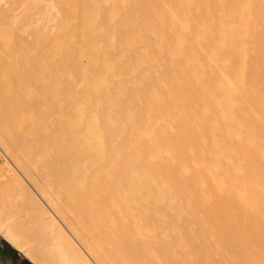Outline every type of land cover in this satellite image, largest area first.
Listing matches in <instances>:
<instances>
[{"label": "rangeland", "instance_id": "obj_1", "mask_svg": "<svg viewBox=\"0 0 264 264\" xmlns=\"http://www.w3.org/2000/svg\"><path fill=\"white\" fill-rule=\"evenodd\" d=\"M51 6L52 8H50ZM263 22L264 0H0V59H2L0 62V81H3L4 83L3 84L0 82V97L1 95L3 97V100L0 99V116H3V114L7 112H9L10 114L17 113V115L20 113L16 119L12 116H9L10 118H5V120L8 119L5 121L7 122L6 125L4 123L5 127L2 126V121H0V143L3 142V145L7 143V147H9L7 151L6 149H4L6 148L5 145L2 146V144H0V246H2L3 248L0 252V262H2L3 264H58V261L61 260V264H67L69 260L67 261L68 258L65 256L71 251H69L70 248H67L65 246L66 241L63 240L66 239L65 237L71 238V242H73V244L77 246V243L75 242L79 241V243H83V239L80 240L81 236H79V234L82 235V238H85V235L83 234L82 226H78L80 228H78L77 226L69 227V216L66 212V209L73 207L70 204H75L78 198L86 202L87 193L89 192L87 191L88 189L85 184H72L68 180L69 177H67V174L69 176V173L71 172L70 170H72L73 168L74 172L79 175H83L86 170L94 171L97 166H101V168L105 169L107 166H110V168H113L111 170H114V172L112 171L113 176L115 174L121 173V175L119 174L118 176L119 181H122L123 178H125L123 180L124 182H119L121 184H118L117 188V190L119 191L118 194H120L122 191L123 193H128L126 195L125 193L124 195H120L121 200L125 196H131H129V198H131L129 200H127V197L123 199V201L125 199L127 200L123 203V211H126L127 206L129 207V209L127 210L128 212H124V216H128L130 213H136V209L139 210L136 214H139L138 212L143 211L142 215H139L141 217V219L139 218L140 221L135 220L134 225L137 224L136 229L138 228V232H144L146 234L143 235L141 233H138L137 230L134 229L137 233L133 234L132 239L135 244L134 250L137 251L138 249H140V242L138 240H142L144 238L142 241L145 245L143 249H145L144 252L146 253V255H148L149 258L152 259L151 261H154L152 262V264H169V262L167 261H169L170 257H172L174 253L177 254L173 255V259H170L171 264H189V261L191 262L190 264H264ZM109 27H112V29ZM122 41L123 43H121ZM200 55H202V57ZM185 57L188 58L185 59ZM33 59L34 62L32 61ZM36 61L38 62L37 64ZM29 64L32 67H30ZM18 66H21L20 69ZM28 68L31 71L33 69L34 70L32 72L29 70L27 71L26 69ZM35 71L39 72L36 73ZM19 72L20 74H18ZM23 77L26 78V80L23 79ZM29 79L30 81H28ZM154 79L155 81H157L155 82ZM204 79L206 80L204 81ZM16 81L21 83L23 82V84L16 83V85ZM35 81H37V83ZM25 82H27V84ZM52 82L54 83L55 87H53L54 85ZM33 83H35L34 86H36L37 89H39L38 87H41L42 85L45 88L42 86L44 89H42L41 87L37 91L34 86H31L33 85ZM51 85L53 86L51 87ZM183 86L186 88H184ZM50 88H52V92ZM121 88L123 89L122 92ZM47 89H49L50 91H46ZM56 89H58L57 92ZM200 89L202 90L200 91ZM132 91L135 93L134 96ZM65 92L68 96H65ZM68 92L70 93L68 94ZM129 92H131L130 94L132 95V98L131 95L128 94ZM60 95L61 97L59 99ZM193 95L195 96L193 97ZM127 96L130 98H128ZM28 97L30 98V100L28 99ZM33 97H35L37 100L35 98L33 100ZM65 97L67 98L65 99ZM15 98L19 100H14ZM52 99L53 101L55 100L54 103ZM64 99L70 103L74 101L73 103H71L72 106L71 104L69 105V103L67 104ZM124 99H126L127 101ZM207 100L210 101L208 102ZM16 101H19V103L22 101L24 104H26V102L28 104V101H37L39 104V108L32 110L27 115L19 107V103H17ZM50 101H52V103ZM128 101L130 102V104H132L133 102L136 103L130 106ZM8 103L11 104L8 105ZM202 103L204 104L203 106ZM74 104L76 109L73 107ZM122 104L123 107H121ZM58 107H60L61 109H59ZM67 107L68 111L65 109ZM127 107L129 108L127 109ZM183 107H185L186 109ZM53 111L54 114L52 113ZM43 114L46 118V124L44 123L45 118ZM48 114H51V116ZM55 114L57 117L52 116ZM210 114L212 117L210 116ZM22 115H24V117ZM70 115L73 117L71 118ZM51 117L54 119H52ZM208 117H211V119H207ZM11 118L15 119L17 122ZM19 119L21 120L19 121ZM32 120L33 122H35L31 124ZM56 121L62 123L59 124L56 123ZM22 122H24V124ZM39 122H42V124L40 123L39 125ZM54 122L55 124H53ZM35 123H38V125ZM30 124L31 127L33 126L32 128L29 126ZM14 125H16V127H14ZM202 125L204 126L202 127ZM192 127H194V130H191L193 129ZM207 127L209 129H207ZM9 128L12 129L10 130ZM40 128L42 130H40ZM56 128L57 130H55ZM66 128L68 130H66ZM32 129L33 131H31ZM207 130L208 132H206ZM222 132L225 133L223 134ZM33 133L36 135H34ZM20 134L25 137L29 136L32 138H38L35 139V142L32 146V151L35 150L39 143L43 142L44 140L47 141L50 134L48 143L51 144L49 145L46 143L45 145L47 150L46 152L49 153H47V155L46 152L44 153L45 156H43L44 159H42V163H44L39 167L40 170L36 171L25 164L28 171L24 173L20 169V167H18L20 165L18 163L15 164L16 162H14V159L12 158V156H10L11 152H14L15 148L17 147L15 146L17 145L16 139L20 136ZM12 136L13 138H11ZM178 136H180V138ZM106 137L108 139H106ZM183 138H189V140L186 139L184 141ZM164 140L166 142V145L164 143ZM9 141L13 142L10 143ZM53 142L54 144H52ZM60 142L62 143V145ZM227 142L229 143L227 144ZM180 144L182 145V147H177L181 146ZM53 145L55 147H53ZM198 145H202V147L199 148ZM156 146L158 147V149H155L157 148ZM183 148H186V150H184ZM193 148L196 149L194 150ZM54 150H57L56 154ZM200 151L202 154L200 153ZM246 151L247 153H245ZM110 152L114 153L112 154ZM174 152L176 154H174ZM67 153L69 154L67 155ZM131 153L133 155H131ZM179 153L181 154V156ZM80 154L83 155L79 156ZM143 154H145V156ZM204 154H206L205 157ZM182 156L186 158H183ZM197 156L199 158H197ZM243 157L245 158L244 160ZM57 158H59V161L57 160ZM50 159L52 161L51 163H49ZM64 159H67L68 163L65 162ZM79 159H81V161ZM62 160L64 161L63 163ZM116 161H120L119 164ZM207 161L209 163H207ZM184 163L185 165L183 166ZM54 164L58 165L56 166ZM149 164H151L150 169ZM129 165H131L132 167ZM59 166H61L60 168L62 169V173L59 170ZM133 166H135L136 168ZM144 166L148 167L146 168ZM192 166L194 167L192 168ZM114 167L117 170H115ZM97 168L96 172H98ZM178 169H180V172ZM190 169L192 170L190 171ZM193 170L194 172H192ZM51 171L54 172L53 175ZM58 172L61 177H63L62 184L60 186L61 189L59 192L62 194H59V198L63 201V205L65 204V206H62L60 200V203H58V201H56L53 196H51L50 193L46 191L47 189L45 188L47 187L45 186L46 176L54 177V174H58ZM175 172L179 175L177 176ZM171 173L173 175H171ZM204 173L205 177H203ZM23 174L25 177L31 174V177L29 176L27 178H23ZM32 174L35 175L34 177L38 181L33 177ZM184 174H186V176H184ZM194 174H197V176ZM142 175H144V178L142 177ZM110 176L109 180L113 179V176L111 174ZM122 176L123 178L120 179ZM187 176L190 178L188 179ZM212 176L214 179L218 180L214 181ZM238 176H240V178H242L243 180ZM126 177L128 178V181ZM137 177L139 179H137ZM252 177L254 178V181L252 180ZM91 178L92 180H96L95 177ZM164 178L166 179V181ZM176 180L178 184L176 183ZM66 181L67 183H69V185L66 183ZM163 181L165 184L163 183ZM38 182L41 183V185H39ZM34 183L38 184L36 185ZM177 185H180L181 188ZM35 186H37L38 188H36ZM65 186H69L67 187L68 190ZM122 186L123 188H121ZM7 187H10L11 189ZM236 187L240 190L236 189ZM41 188L44 193L47 192L45 193L46 195L43 198L44 202L36 196V191L38 193L42 192ZM248 188L252 189L248 190ZM195 189L197 191H195ZM16 190L18 191L16 192ZM190 190L192 192H190ZM14 191L18 195L14 194ZM78 191H80L81 194L78 193ZM254 191L255 193H253ZM82 192L84 194H82ZM68 193H71L70 195L72 197ZM182 194L185 196H183ZM19 195H21V197H19ZM12 196H14V198ZM32 196L35 197L33 198ZM48 196L54 199L53 201H55L56 206H51L52 202H48V200H52L51 198L46 200ZM178 196H180L181 198H178ZM253 196L256 197L254 198ZM30 197L32 198V201ZM66 198L69 200H67ZM64 199H66V201H64ZM79 199L78 201L82 202ZM209 200H211V202ZM79 202L76 203L78 205L75 204L76 206L74 207H80L81 210H83L84 212L86 210V213H88L89 209H87V207H84V203L79 204ZM138 202L142 205H138ZM33 203H38V205H35ZM204 203L206 205H203ZM211 203L213 204V206ZM220 203H223L229 208L226 206L225 208L224 205H221ZM97 204L98 203L96 202L95 206H97ZM31 205L34 207H32ZM66 205H68V208H66ZM129 205H132L131 207L134 208H130ZM215 205L217 206V209ZM198 206L200 207L198 208ZM56 207H60V210ZM27 208L38 209H36V211L33 210V215L37 216L36 214H39V216L46 222L43 223L45 230L42 229V227L39 225L41 230L40 232L39 227L37 225H33L35 224V221L31 220L27 216ZM148 208L150 211H148ZM236 209H238L237 212ZM242 209L243 211H241ZM193 210L196 214L193 212ZM210 210L211 212H209ZM215 210L219 212L217 213ZM3 211H5V213ZM63 213H65L66 215H64ZM211 213L213 214L211 215ZM232 213L237 217H235ZM150 214L152 216V219H154L156 226L159 224L158 226L161 228L159 229V231L163 230L164 228V235L161 234V231V233L158 232V226H149L148 224L146 225V223L143 221L146 218L151 219ZM153 214L155 218H153ZM202 214L205 216V218H203L204 216H202ZM241 214H243V217ZM213 215H216L215 218ZM67 216L68 218H66ZM195 216H197L198 218ZM247 216L249 218H247ZM233 217L235 218L233 219ZM244 217H246L247 219ZM53 220L56 222V224ZM110 220L111 218L107 219L109 225L112 224V220ZM244 220H246L245 224L248 226L244 224ZM52 221V226L51 224L50 226H48ZM213 224L216 225L213 226ZM224 224L227 225L225 226ZM46 225L48 228L45 227ZM134 225L133 227L135 228ZM160 225H162L163 227ZM54 226H56V228ZM145 226L146 229L144 228ZM165 226L166 228H168L167 230ZM140 227L142 230H140ZM216 230H218V232ZM225 230L227 231V233ZM229 230L232 232H230ZM43 231H45L46 233ZM73 232L78 233V235H73ZM233 232L235 234H233ZM10 233L14 234L11 235ZM250 233H252L253 235ZM61 234H63L65 237H61ZM154 234H157L156 237L154 236ZM72 236L76 238V241ZM118 236H122L120 239L122 243L125 244L127 240L124 239H127V236L120 233L119 231ZM161 236L162 238L163 236H165V239L163 238L161 240ZM145 237H147V239H149L150 237V240H146ZM151 238L157 240L156 242L158 243H153L155 240ZM13 239H15L16 242H14L15 240ZM163 240L165 241L163 242ZM166 241L171 246L167 245V243H165ZM257 241L259 243H257ZM14 243H16L17 246H15ZM149 243H151L150 247H147ZM163 243L166 246H164ZM201 244L203 245L201 246ZM61 245L62 249L60 248ZM153 245H156V247L159 245L163 248L161 247L162 249H160V247H157L156 250ZM168 246L169 249H166L165 247ZM243 247H245L246 250ZM173 248V251L170 250ZM159 249L161 251H158ZM61 250H63V252H61ZM152 251L155 253H151ZM162 251L164 255L163 253L161 255H163L164 258L160 257V253ZM165 252H168L169 254ZM157 253L159 254L157 255ZM81 255L82 257L84 256V259L86 260L90 259L88 260L90 264H98L97 260L101 259L99 258L101 256H98L97 254V256H95L94 254L89 253L88 256L85 252H82V250ZM124 255L128 257V255L123 253L121 254L120 258L117 257L119 264H129L128 262L123 260L127 258H125ZM90 256H92V258H97L91 260ZM175 256H177L178 258ZM94 260H96V262H94ZM133 264L138 263L135 262Z\"/></svg>", "mask_w": 264, "mask_h": 264}, {"label": "bare ground", "instance_id": "obj_2", "mask_svg": "<svg viewBox=\"0 0 264 264\" xmlns=\"http://www.w3.org/2000/svg\"><path fill=\"white\" fill-rule=\"evenodd\" d=\"M260 1V0H259ZM214 2V1H213ZM47 3V2H46ZM50 4V3H49ZM229 4V3H228ZM219 5V4H218ZM233 5V4H232ZM221 7V6H220ZM50 8H52V6L50 7ZM54 9V8H53ZM193 9V8H192ZM259 9V8H258ZM168 11H170V10H168ZM201 12V11H200ZM194 14V13H193ZM263 14V13H262ZM105 15V14H104ZM215 15V14H214ZM197 16V15H196ZM218 17V16H217ZM231 17V16H230ZM170 18V17H169ZM190 18V17H189ZM194 18V17H193ZM202 18V17H201ZM133 19V18H132ZM142 19H144V18H142ZM147 19H148V16H147ZM53 21V20H52ZM134 21V20H133ZM142 21V20H141ZM206 21V20H205ZM139 22V21H138ZM137 22V23H138ZM147 23H148V21H147ZM218 23V22H217ZM264 23V22H263ZM213 24V23H212ZM148 25V24H147ZM191 25V24H190ZM216 25V24H215ZM230 25V24H229ZM248 25V24H247ZM141 26V25H140ZM187 26V25H186ZM251 26V25H250ZM142 27V26H141ZM109 28H111L112 29V27H109ZM230 28V27H229ZM132 29V28H131ZM245 29V28H244ZM135 31H136V29H135ZM264 31V30H263ZM117 33V32H116ZM119 33V32H118ZM126 33V32H125ZM187 33V32H186ZM257 34V33H256ZM145 37V36H144ZM182 37V36H181ZM112 38V37H111ZM188 38V37H187ZM122 39V38H121ZM121 39H120V41H121ZM262 39V38H261ZM117 41H119V40H117ZM148 41V40H147ZM215 41V40H214ZM144 42V41H143ZM121 43H123V41L121 42ZM188 43H189V41H188ZM261 43V42H260ZM120 44V43H119ZM264 44V43H263ZM125 45H126V43H125ZM258 48H259V46H258ZM188 50H190V49H188ZM43 51V50H42ZM197 52V51H196ZM206 52V51H205ZM209 52V51H208ZM250 52V51H249ZM264 52V51H263ZM111 53V52H110ZM134 53V52H133ZM157 53V52H156ZM43 54V53H42ZM136 54H138V53H136ZM163 54V53H162ZM230 54V53H229ZM157 55V54H156ZM220 55V54H219ZM115 56V55H114ZM163 56V55H162ZM201 57H202V55H200ZM260 56V55H259ZM258 56V57H259ZM41 57V56H40ZM137 57H138V55H137ZM162 58V57H161ZM168 58V57H167ZM186 58H188V57H185V59ZM156 59V58H155ZM190 59H191V57H190ZM1 60L2 59H0V62H1ZM166 60V59H165ZM264 60V59H263ZM30 61V60H29ZM33 62H34V59L32 60ZM38 61V60H37ZM36 61V64L38 63ZM167 61V60H166ZM184 61V60H183ZM182 61V62H183ZM201 61V60H200ZM261 61V60H260ZM32 62V63H33ZM169 62V61H168ZM167 62V63H168ZM188 62V61H187ZM189 62H190V60H189ZM253 62V61H252ZM251 62V63H252ZM40 63V62H39ZM1 64V63H0ZM4 64V63H3ZM22 64V63H21ZM20 64V65H21ZM210 64V63H209ZM24 65V64H23ZM178 65V64H177ZM1 66V65H0ZM29 66H30V64H29ZM39 66V65H38ZM153 66V65H152ZM161 66V65H160ZM203 66V65H202ZM2 67H3V65H2ZM6 67H7V65H6ZM19 67V66H18ZM21 67V66H20ZM20 67H19V69H20ZM30 67H32V66H30ZM29 67V68H30ZM34 67V66H33ZM156 67V66H155ZM154 67V68H155ZM23 68V67H22ZM25 68V67H24ZM29 68L28 69H26L27 71L29 70ZM148 68V67H147ZM162 68V67H161ZM3 69V68H2ZM36 69H37V67H36ZM23 70V69H22ZM21 70V71H22ZM34 70V69H33ZM32 70V71H33ZM39 70V69H38ZM247 70V69H246ZM19 71V70H18ZM17 71V72H18ZM29 71H31V70H29ZM31 71V72H32ZM156 71H158V70H156ZM258 71V70H257ZM36 72V71H35ZM39 72V71H38ZM38 72H36V73H38ZM179 72V71H178ZM188 72V71H187ZM199 72V71H198ZM1 73V72H0ZM26 73V72H25ZM29 73V72H28ZM141 73V72H140ZM18 74H20V72L18 73ZM27 74V73H26ZM34 74V73H33ZM157 74V73H156ZM177 74V73H176ZM251 74V73H250ZM35 75V74H34ZM38 75H40V74H38ZM41 75H42V73H41ZM145 75V74H144ZM150 75V74H149ZM189 75V74H188ZM16 76H17V73H16ZM23 76H25V75H23ZM28 76V75H27ZM157 76H159V75H157ZM190 76V75H189ZM188 76V77H189ZM213 76V75H212ZM211 76V77H212ZM249 76H251V75H249ZM29 77V76H28ZM49 77V76H48ZM47 77V78H48ZM110 77V76H109ZM160 77H162V76H160ZM182 77V76H181ZM192 77V76H191ZM16 78V77H15ZM158 78V77H157ZM169 78H171V77H169ZM180 78V77H179ZM196 78V77H195ZM23 79H25L26 80V78H24L23 77ZM159 79H161V78H159ZM202 79V78H201ZM209 79V78H208ZM247 79V78H246ZM15 80H17V79H15ZM14 80V81H15ZM20 80V79H19ZM22 80V79H21ZM44 80H46V79H44ZM152 80H153V78H152ZM164 80V79H163ZM175 80V79H174ZM206 79H204V81H205ZM24 81V80H23ZM28 81H30V79L28 80ZM154 81H155V79H154ZM157 81V80H156ZM155 81V82H156ZM169 81V80H168ZM214 81V80H213ZM217 81V80H216ZM1 82V81H0ZM5 82V81H4ZM36 83H37V81H35ZM63 82V81H62ZM178 82V81H177ZM194 82V81H193ZM209 82V81H208ZM215 82V81H214ZM1 83H3V81L1 82ZM0 83V84H1ZM12 83H13V81H12ZM16 83H21V82H15V84ZM26 84H27V82H25ZM28 83H30V82H28ZM32 83V82H31ZM40 83V82H39ZM44 83V82H43ZM53 83V82H52ZM153 83V82H152ZM159 83V82H158ZM182 83V82H181ZM204 83V82H203ZM4 84V83H3ZM21 84H23V82L21 83ZM25 84V85H26ZM132 84V83H131ZM246 84V83H245ZM13 85V84H12ZM17 85V84H16ZM35 85V83H33V85H31V86H34ZM53 85H54V83H53ZM53 85H51V87L53 86ZM57 85V84H56ZM70 85V84H69ZM123 85V84H122ZM166 85H167V82H166ZM171 85V84H170ZM191 85V84H190ZM43 86V85H42ZM41 86V87H42ZM47 86V85H46ZM58 86V85H57ZM124 86V85H123ZM147 86H149V85H147ZM158 86V85H157ZM156 86V87H157ZM206 86V85H205ZM21 87V86H20ZM41 87H38L39 89L41 88ZM44 87V86H43ZM42 87V89H44ZM53 87H55V85L53 86ZM153 87V86H152ZM160 87V86H159ZM184 87V86H183ZM24 88V87H23ZM34 88H36V90L38 91L39 89H37V87L36 86H34ZM132 88V87H131ZM176 88V87H175ZM180 88V87H179ZM184 88H186V87H184ZM191 88H192V86H191ZM190 88V89H191ZM207 88V87H206ZM250 88V87H249ZM15 89V88H14ZM18 89V88H17ZM32 89V88H31ZM41 89V90H42ZM51 89V92H52V88H50ZM119 89V88H118ZM122 89V88H121ZM150 89V88H149ZM166 89H167V87H166ZM165 89V90H166ZM57 90L58 89H56V92H57ZM61 90V89H60ZM124 90H125V88H124ZM171 90V89H170ZM175 90V89H174ZM202 89H200V91H201ZM46 91H50L49 89H47ZM55 91V90H54ZM117 91V90H116ZM120 91V90H119ZM118 91V92H119ZM123 91V89L121 90V92ZM134 91V90H133ZM132 91V92H133ZM137 91V90H136ZM157 91V90H156ZM163 91V90H162ZM167 91V90H166ZM165 91V92H166ZM199 91V90H198ZM19 92V91H18ZM42 92V91H41ZM50 92V93H51ZM61 92V91H60ZM64 92V91H63ZM66 92H67V90H66ZM66 92H65V96H68V95H66ZM159 92V91H158ZM194 92V91H193ZM14 93H17V92H14ZM28 93V92H27ZM47 93V92H46ZM54 93V92H53ZM62 93V92H61ZM70 92H68V94H69ZM131 92H129L128 94H130ZM148 93V92H147ZM179 93V92H178ZM187 93V92H186ZM201 93V92H200ZM220 93V92H219ZM24 94V93H23ZM33 94V93H32ZM55 94V93H54ZM117 94V93H116ZM134 92H133V96H134ZM152 94H153V92H152ZM203 94H204V92H203ZM249 94V93H248ZM25 95V94H24ZM30 95V94H29ZM34 95V94H33ZM36 95V94H35ZM64 95V94H63ZM131 95V94H130ZM130 95H128V96H130ZM156 95V94H155ZM195 95H196V93H195ZM195 95H193V97L195 96ZM212 95V94H211ZM52 96H54V95H52ZM72 96V95H71ZM127 96V97H128ZM166 96V95H165ZM217 96V95H216ZM239 96V95H238ZM244 96V95H243ZM17 97V96H16ZM22 97H25V96H22ZM30 97V96H29ZM28 97V99L30 100V98ZM50 97H51V95H50ZM57 97V96H56ZM60 97H61V95L59 96V99H60ZM69 97H70V95H69ZM178 97V96H177ZM184 97V96H183ZM252 97V96H251ZM3 97H2V95H1V97H0V99L1 100H3L2 99ZM34 98L35 97H33V100H34ZM45 98V97H44ZM67 97H65V99H66ZM98 98V97H97ZM128 98H130V97H128ZM131 98H132V95H131ZM157 98V97H156ZM171 98V97H170ZM201 98V97H200ZM213 98V97H212ZM263 98V97H262ZM23 99V98H22ZM36 99V98H35ZM53 99H56V98H53ZM53 99H52V101H53ZM64 99V101H66L67 102V104L69 103V105L71 104V103H73V102H68L69 101V98H68V101L67 100H65ZM193 99V98H192ZM199 99V98H198ZM215 99V98H214ZM238 99V98H237ZM250 99V98H249ZM9 100H10V98H9ZM14 100H19V99H17V98H15ZM37 100V99H36ZM39 100V99H38ZM123 100V99H122ZM124 100H126V99H124ZM129 100V99H128ZM212 100V99H211ZM225 100V99H224ZM236 100V99H235ZM251 100V99H250ZM52 101H50L51 103H52ZM55 101V100H54ZM54 101H53V103H54ZM57 101V100H56ZM127 101V100H126ZM134 101V100H133ZM161 101H163V100H161ZM208 102L210 101V100H207ZM9 102V101H8ZM13 102V101H12ZM11 102V103H12ZM17 102V101H16ZM22 102V101H21ZM19 103V101L17 102V103H19V107L24 111V113L25 114H29L32 110H34V109H38L39 108V104H38V102L36 101V102H30V101H28L29 103L27 104V102H26V104H24L23 102L22 103ZM45 102V101H44ZM65 102V103H66ZM129 102V101H128ZM132 102V101H131ZM251 102V101H250ZM0 103H1V101H0ZM10 103V104H11ZM46 103H47V101H46ZM51 103H49V104H51ZM122 103V102H121ZM134 103H136V102H133L132 104H130V102H129V105L131 106V105H133ZM206 103V102H205ZM6 104V103H5ZM4 104V105H5ZM9 103H8V105H10ZM21 104V105H20ZM63 104V103H62ZM61 104V105H62ZM158 104V103H157ZM169 104V103H168ZM183 104V103H182ZM252 104H253V102H252ZM7 105V106H8ZM54 105V104H53ZM59 105V104H58ZM57 105V106H58ZM187 105V104H186ZM185 105V106H186ZM201 105V104H200ZM204 104L202 103V106H203ZM3 106V105H2ZM42 106H43V104H42ZM50 106V105H49ZM63 106V105H62ZM65 106V105H64ZM71 106H72V104H71ZM71 106H70V109H71ZM156 106V105H155ZM163 106V105H162ZM180 106V105H179ZM188 106V105H187ZM12 107V106H11ZM13 107H14V103H13ZM48 107V106H47ZM46 107V108H47ZM51 107V106H50ZM69 107V106H68ZM68 107L67 108H65L67 111H68ZM74 108H75V104H74V106H73ZM121 107H123V104L121 105ZM132 107H134V106H132ZM164 107H165V105H164ZM205 107H207V106H205ZM8 108H10V107H8ZM59 109H61L60 107H58ZM63 108V107H62ZM129 107H127V109H128ZM143 108V107H142ZM170 108H172V107H170ZM183 108H185V107H183ZM192 108V107H191ZM215 108V107H214ZM4 109H5V107H4ZM4 109H3V111H4ZM7 109V108H6ZM14 109V108H13ZM41 109H42V107H41ZM76 109V108H75ZM126 109V110H127ZM130 109H133V108H130ZM148 109H149V107H148ZM186 109V108H185ZM184 109V110H185ZM209 109V108H208ZM46 110V109H45ZM180 110V109H179ZM190 110V109H189ZM215 110V109H214ZM37 111V110H36ZM36 111H35V113H36ZM55 111H56V108H55ZM60 111V110H59ZM66 111V112H67ZM165 111V110H164ZM191 111V110H190ZM229 111V110H228ZM20 112V111H19ZM38 112V111H37ZM51 112V111H50ZM61 112H62V110H61ZM60 112V113H61ZM63 112H65V111H63ZM107 112V111H106ZM127 112V111H126ZM145 112H147V111H145ZM187 112H188V110H187ZM199 112V111H198ZM210 112V111H209ZM214 112V111H213ZM221 112V111H220ZM4 113V112H3ZM2 113V114H3ZM23 113V114H24ZM47 113V112H46ZM53 114H54V111L52 112ZM68 113H70V112H68ZM67 113V114H68ZM72 113V112H71ZM98 113V112H97ZM179 113V112H178ZM181 113V112H180ZM230 113V112H229ZM20 114V113H19ZM18 114V115H19ZM24 114V115H25ZM65 114V113H64ZM112 114H113V112H112ZM169 114V113H168ZM182 114V113H181ZM237 114H238V112H237ZM17 113H13V114H10L9 112H7V113H4L3 114V116L1 115L0 116V121H2V123L1 124H3L2 126H4L5 127V125H6V123L7 122H5L6 120H8V119H6L5 120V118H8L9 116L11 117H13V118H17ZM24 115H22L23 117H24ZM44 115V114H43ZM48 115H50L51 116V114H48ZM48 115H47V117H48ZM58 115V114H57ZM76 115V114H75ZM81 115V114H80ZM218 115H219V113H218ZM49 116V117H50ZM53 117H57L56 116V114L55 115H52ZM71 116V115H70ZM114 116V115H113ZM185 116V115H184ZM210 116H211V114H210ZM9 117V118H10ZM67 117H69V116H67ZM73 116H71V118H72ZM82 117V116H81ZM144 117V116H143ZM182 117V116H181ZM212 117V116H211ZM211 117L209 118H207V119H211ZM13 118H11V119H13ZM35 118V117H34ZM39 118H40V116H39ZM38 118V119H39ZM44 118H45V115H44ZM52 118V117H51ZM188 118H190V117H188ZM219 118V117H218ZM15 119H13V120H15ZM41 119H42V117H41ZM48 119V118H47ZM52 119H54V118H52ZM63 119H64V117H63ZM63 119H61V120H63ZM213 119V118H212ZM12 120V121H13ZM21 119H19V121H20ZM34 120H36V119H34ZM108 120V119H107ZM125 120V119H124ZM183 120V119H182ZM190 120V119H189ZM262 120V119H261ZM16 121V120H15ZM23 121H24V119H23ZM42 121H44V120H42ZM68 121H70V120H68ZM172 121V120H171ZM184 121V120H183ZM17 122V121H16ZM26 122V121H25ZM35 122V121H34ZM33 122V120H32V122H31V124L32 123H34ZM110 122V121H109ZM197 122V121H196ZM215 122V121H214ZM4 123H5V125H4ZM11 123V122H10ZM14 123V122H13ZM20 123V122H19ZM23 124H24V122H22ZM40 123L42 124V122H39V125H40ZM45 124H46V118H45V122H44ZM56 123H59V122H57L56 121ZM62 123V122H61ZM61 123H59V124H61ZM111 123V122H110ZM121 123H122V120H121ZM179 123V122H178ZM181 123V122H180ZM184 123V122H183ZM194 123V122H193ZM0 124V125H1ZM15 124V123H14ZM31 124L29 125L30 127H31ZM35 124H37L38 125V123H35ZM48 124V123H47ZM53 124H55V122L53 123ZM65 124V123H64ZM83 124V123H82ZM187 124V123H186ZM205 124V123H204ZM228 124V123H227ZM180 125V124H179ZM199 125H201V124H199ZM207 125V124H206ZM217 125V124H216ZM1 126V127H2ZM10 126H12V125H10ZM45 126V125H44ZM78 126V125H77ZM171 126H173V125H171ZM183 126V125H182ZM189 126V125H188ZM204 125H202V127H203ZM223 126V125H222ZM9 127V126H8ZM14 127H16V125H14ZM23 127V126H22ZM33 127V126H32ZM31 127V128H32ZM40 127H42V126H40ZM132 127V126H131ZM167 127V126H166ZM186 127H187V125H186ZM224 127V126H223ZM236 127V126H235ZM35 128H37V127H35ZM48 128V127H47ZM50 128V127H49ZM89 128V127H88ZM193 129H191V130H194V127H192ZM228 128V127H227ZM1 129H3V128H1ZM10 130L12 129V128H9ZM22 129V128H21ZM52 129V128H51ZM50 129V130H51ZM59 129V128H58ZM61 129V128H60ZM167 129V128H166ZM166 129H162V130H166ZM169 129V128H168ZM174 129H176V128H174ZM184 129V128H183ZM183 129H182V131H183ZM188 129V128H187ZM207 129H209L208 127H207ZM225 129V128H224ZM223 129V130H224ZM236 129V128H235ZM25 130H27V129H25ZM24 130V131H25ZM30 130V129H29ZM38 130H39V128H38ZM40 130H42L41 128H40ZM48 130V129H47ZM54 130V129H53ZM55 130H57V128L55 129ZM66 130H68L67 128H66ZM70 130V129H69ZM80 130H81V128H80ZM89 130V129H88ZM129 130V129H128ZM161 130V131H162ZM185 130V129H184ZM204 130V129H203ZM222 130V131H223ZM23 131V132H24ZM31 131H33V129L31 130ZM52 131V130H51ZM51 131H50V133H51ZM72 131V130H71ZM156 131V130H155ZM168 131V130H167ZM201 131H202V129H201ZM13 132V131H12ZM11 132V133H12ZM26 132V131H25ZM28 132V131H27ZM34 132H35V130H34ZM55 132V131H54ZM157 132V131H156ZM205 132V131H204ZM206 132H208V130L206 131ZM240 132V131H239ZM18 133V132H17ZM28 133H30V132H28ZM38 133V132H37ZM42 133V132H41ZM41 133H39V134H41ZM49 133V132H48ZM53 133V132H52ZM64 133V132H63ZM76 133V132H75ZM91 133V132H90ZM162 133V132H161ZM161 133H160V135H161ZM184 133H185V131H184ZM189 133V132H188ZM188 133H187V135H188ZM193 133V132H192ZM223 133V132H222ZM225 133V132H224ZM223 133V134H224ZM9 134V133H8ZM31 134V133H30ZM34 134V133H33ZM33 134H32V136H33ZM54 134V133H53ZM86 134V133H85ZM129 134V133H128ZM174 134V133H173ZM172 134V135H173ZM198 134H199V132H198ZM206 134V133H205ZM234 134V133H233ZM4 135H5V133H4ZM7 135V134H6ZM14 135V134H13ZM34 135H36V134H34ZM58 135V134H57ZM71 135V134H70ZM95 135V134H94ZM115 135V134H114ZM157 135V134H156ZM163 135V134H162ZM172 135H170V136H172ZM187 135H186V137H187ZM203 135H204V133H203ZM241 135V134H240ZM2 136V135H1ZM27 136V135H26ZM40 136V135H39ZM56 136V135H55ZM55 136H54V138H55ZM155 136V135H154ZM159 136V135H158ZM175 136V135H174ZM181 136V135H180ZM180 136H178L179 138H180ZM184 136V135H183ZM198 136V135H197ZM199 136H201V135H199ZM15 137V136H14ZM37 137V136H36ZM189 137H190V135H189ZM192 137V136H191ZM1 138V137H0ZM11 138H13V136L11 137ZM46 138V137H45ZM44 138V139H45ZM49 138H50V134H49ZM49 138L47 139V141L46 140H44L43 142H41V143H39L38 144V146L35 148V150L34 151H32L33 149H32V146H33V144H34V142H35V139H38V138H32V137H25V136H23L22 134H20V136L16 139V144L17 145H15V146H17L16 148H15V150H14V152H11V155L10 156H12V158L14 159V162H16L15 164H19L20 166H18V167H20V169L24 172V173H26L27 171H28V169L26 168V166H25V164L27 165V166H30L32 169H34V170H40L39 169V167L41 166V164H43L42 163V159H44V157L43 156H45L44 155V153L47 151L46 150V147H45V145H46V143L47 144H49L48 143V141H49ZM52 138V137H51ZM66 138H67V136H66ZM151 138H153V137H151ZM167 138V137H166ZM10 139V138H9ZM53 139V138H52ZM56 139H57V137H56ZM60 139V138H59ZM74 139V138H73ZM73 139H72V141H73ZM106 139H108L107 137H106ZM160 139V138H159ZM165 139V138H164ZM176 139H178V138H176ZM184 139V138H183ZM187 140H189V138H186ZM186 139H184V141L186 140ZM195 139H197V138H195ZM55 140V139H54ZM95 140V139H94ZM151 140H153V139H151ZM161 140H163V139H161ZM191 140V139H190ZM210 140V139H209ZM222 140V139H221ZM234 140V139H233ZM14 141V140H13ZM13 141H11V142H13ZM37 141V140H36ZM41 141H42V138H41ZM71 141V142H72ZM84 141V140H83ZM145 141V140H144ZM168 141V140H167ZM173 141V140H172ZM192 141V140H191ZM199 141H201V140H199ZM224 141H225V139H224ZM228 141V140H227ZM10 142V141H9ZM10 142V143H11ZM65 142V141H64ZM147 142V141H146ZM158 142V141H157ZM171 142V141H170ZM187 142V141H186ZM194 142V141H193ZM196 142V141H195ZM231 142H232V140H231ZM3 143V142H2ZM2 143H0V144H2ZM56 143H58V142H56ZM61 143V142H60ZM112 143V142H111ZM148 143V142H147ZM156 143V142H155ZM154 143V144H155ZM162 143V142H161ZM164 143H165V145H166V142H165V140H164ZM179 143H181V142H179ZM201 143V142H200ZM229 142H227V144H228ZM51 144V143H50ZM49 144V145H50ZM52 144H54V142L52 143ZM176 144H178V143H176ZM198 144H199V142H198ZM202 144H204V143H202ZM5 145V147L6 148H4V149H6L7 151H8V148L9 147H7L8 146V144L6 143V144H4ZM3 144H2V146H4ZM61 145H62V143H61ZM61 145H60V147H61ZM98 145V144H97ZM96 145V146H97ZM158 145V144H157ZM160 145V144H159ZM172 145H173V142H172ZM175 145V144H174ZM181 145V144H180ZM230 145V144H229ZM237 145V144H236ZM14 146V147H15ZM52 146V145H51ZM64 146V145H63ZM71 146V145H70ZM171 146V145H170ZM187 146V145H186ZM188 146H190V145H188ZM199 146V145H198ZM13 147V148H14ZM50 147V146H49ZM53 147H55L54 145H53ZM58 147V146H57ZM78 147V146H77ZM92 147V146H91ZM111 147V146H110ZM148 147V146H147ZM157 147V146H156ZM176 147V146H175ZM177 147H182V145L181 146H177ZM196 147V146H195ZM200 147H202V145H200L199 146V148ZM209 147V146H208ZM235 147V146H234ZM120 148V147H119ZM164 148H168V147H164ZM252 148H254V147H252ZM48 149V148H47ZM51 149V148H50ZM62 149V148H61ZM64 149V148H63ZM69 149H70V147H69ZM74 149V148H73ZM76 149V148H75ZM94 149V148H93ZM149 149V148H148ZM155 149H158V147L157 148H155ZM161 149H163V148H161ZM160 149V150H161ZM180 149V148H179ZM184 149V148H183ZM194 149V148H193ZM196 149V148H195ZM194 149V150H195ZM209 149V148H208ZM245 149V148H244ZM80 150V149H79ZM139 150V149H138ZM145 150V149H144ZM153 150H154V148H153ZM184 150H186V148L184 149ZM193 150V151H194ZM200 150V149H199ZM239 150V149H238ZM246 150V149H245ZM244 150V151H245ZM49 151V150H48ZM57 151V150H56ZM55 150H54V152H55V154L57 153ZM73 151V150H72ZM92 151V150H91ZM146 151V150H145ZM156 151V150H155ZM176 151V150H175ZM189 151V150H188ZM237 151V150H236ZM243 151V150H242ZM63 152V151H62ZM66 152V151H65ZM77 152V151H76ZM106 152V151H105ZM134 152V151H133ZM136 152V151H135ZM157 152V151H156ZM171 152H173V151H171ZM183 152V151H182ZM192 152V151H191ZM195 152V151H194ZM197 152H199V151H197ZM196 152V153H197ZM254 152V151H253ZM5 153H7V152H5ZM47 153H49V152H46V155H47ZM110 153H112V152H110ZM109 153V154H110ZM114 153V152H113ZM112 153V154H113ZM137 153V152H136ZM200 153H201V151H200ZM239 153V152H238ZM245 153H247V151L245 152ZM259 153V152H258ZM257 153V154H258ZM54 154V155H55ZM69 153H67V155H68ZM106 154V153H105ZM146 154H147V152H146ZM155 154V153H154ZM174 154H176L175 152H174ZM173 154V155H174ZM180 154V153H179ZM202 154V153H201ZM201 154H199V155H201ZM242 154V153H241ZM72 155V154H71ZM81 155H83V154H80L79 156H81ZM86 155V154H85ZM107 155V154H106ZM131 155H133L132 153H131ZM138 155V154H137ZM144 156H145V154H143ZM183 155V154H182ZM185 155V154H184ZM187 155V154H186ZM189 155V154H188ZM192 155H193V153H192ZM198 155V154H197ZM205 155L206 154H204V157H205ZM208 155V154H207ZM235 155V154H234ZM259 155V154H258ZM60 156V155H59ZM115 156V155H114ZM180 156H181V154H180ZM190 156V155H189ZM240 156V155H239ZM51 157H53V156H51ZM71 157V156H70ZM78 157V156H77ZM159 157V156H158ZM183 157V156H182ZM181 157V158H182ZM196 157V156H195ZM238 157V156H237ZM10 158V157H9ZM61 158V157H60ZM63 158V157H62ZM67 158V157H66ZM69 158V157H68ZM84 158H86V157H84ZM88 158H89V156H88ZM109 158V157H108ZM123 158V157H122ZM146 158V157H145ZM180 158V159H181ZM183 158H186V157H183ZM191 158V157H190ZM189 158V159H190ZM197 158H199L198 156H197ZM242 158V157H241ZM247 158V157H246ZM254 158V157H253ZM59 158H57V160H58ZM101 159V158H100ZM136 159V158H135ZM166 159V158H165ZM168 159V158H167ZM245 158L243 157V160H244ZM54 160V159H53ZM80 161H81V159H79ZM85 160V159H84ZM111 160V159H110ZM122 160V159H121ZM138 160V159H137ZM175 160V159H174ZM177 160V159H176ZM188 160V159H187ZM195 160H197V159H195ZM202 160V159H201ZM257 160V159H256ZM59 161V160H58ZM64 161L65 162H67L68 160L67 159H64ZM63 160H62V163L64 162ZM113 161H114V159H113ZM126 161V160H125ZM165 161V160H164ZM163 161V162H164ZM170 161V160H169ZM182 161V160H181ZM186 161V160H185ZM246 161V160H245ZM248 161V160H247ZM52 161H51V159H50V162L49 163H51ZM74 162V161H73ZM89 162V161H88ZM87 162V163H88ZM118 164H119V162L120 161H116ZM137 162V161H136ZM145 162V161H144ZM143 162V163H144ZM177 162V161H176ZM189 162V161H188ZM193 162V161H192ZM195 162V161H194ZM244 162V161H243ZM253 162V161H252ZM56 163H57V161H56ZM68 163V162H67ZM77 163V162H76ZM108 163V162H107ZM106 163V164H107ZM111 163H113V162H111ZM122 163V162H121ZM120 163V164H121ZM156 163V162H155ZM159 163V162H158ZM178 163H179V161H178ZM207 163H209L208 161H207ZM236 163V162H235ZM246 163V162H245ZM254 163V162H253ZM24 164V165H23ZM61 164V163H60ZM66 164V163H65ZM103 164H104V161H103ZM123 164H125V163H123ZM126 164H128V163H126ZM144 164H146V163H144ZM163 164H165V163H163ZM177 164V163H176ZM182 164V163H181ZM204 164V163H203ZM224 164V163H223ZM247 164V163H246ZM251 164V163H250ZM261 164V163H260ZM52 165H53V163H52ZM54 165H56V164H54ZM58 165V164H57ZM56 165V166H57ZM74 165H77V164H74ZM89 165V164H88ZM93 165V164H92ZM100 165H101V163H100ZM108 165V164H107ZM110 165V164H109ZM117 165V164H116ZM142 165V164H141ZM147 165V164H146ZM150 165L151 164H149V169H150ZM157 165V164H156ZM185 165V163L183 164V166ZM191 165H193V164H191ZM211 165V164H210ZM248 165V164H247ZM50 166V165H49ZM62 166V165H61ZM61 166H59V168L61 167ZM71 166V165H70ZM85 166V165H84ZM91 166V165H90ZM120 166V165H119ZM129 166H131V165H129ZM155 166V165H154ZM153 166V167H154ZM164 166V165H163ZM179 166H180V164H179ZM182 166V165H181ZM204 166V165H203ZM202 166V167H203ZM221 166V165H220ZM223 166V165H222ZM231 166V165H230ZM255 166V165H254ZM76 167V166H75ZM97 167H99V168H97ZM96 168L98 169V172H96V168L94 169V171H88V170H86L84 173H83V175L82 174H77L76 172H74L73 171V169L72 170H70L71 172L69 173V176H68V174H67V177H69V181L72 183V184H74V185H77V184H79V183H82V184H85V186L87 187V189H85V190H87V191H89L88 193H87V191H86V193H87V197H86V202L84 201V200H80L79 198V200L80 201H82V202H79L78 201V199H77V202L76 203H78L79 202V204H83L84 205V207H87V209H89V212L88 213H86V210H85V212L83 211V210H81V208L79 209V208H76V207H74V206H76V205H78V204H76L75 202V204H70L71 206H73V207H70V208H68V205H66L67 207L66 208H68V209H66L65 207V209H66V212L68 213V216H69V218H68V216L66 217V218H68L69 219V227H75V226H82V229H83V234L85 235V238H82V235H80L79 234V236H81V239L80 240H82V244L81 243H79V241L78 242H75V243H77V246H75L74 244H73V242H71V238H67V237H65L63 234H61L62 236L61 237H65L66 239L65 240H63V241H66L65 242V246L67 247V248H70V250L69 251H71V252H69V254H67L65 257H67L68 259H67V261H68V263L67 264H90L89 262H88V260H90V259H88V260H86V259H84V256L82 257V255H84V254H82L81 255V250H82V252H85L86 253V255H88L89 256V253L90 254H94L95 256H101V257H99V258H101L100 260H97L98 261V264H119V262H118V258H120L121 257V254L123 253V254H126V255H128V257L127 256H125L124 255V257L126 258V259H123V260H125L126 262H128L129 264H133V263H138V264H152V262H154V261H151L152 259L151 258H149V256L148 255H146V253L144 252L145 251V249H143L144 248V242H142L143 241V235H145L146 233H142V232H138V228L136 229V225H134V222H135V220L137 221V220H139L140 221V219H141V217L139 216L140 214L142 215V212L143 211H140V212H138L139 214H136L137 213V211H139V210H137L136 208H138V207H136L135 209H136V213H128L129 215L127 216L126 214V216H124V212H128L127 210L129 209V207L127 206V209H126V211H123V203L125 202V201H127V200H129V199H131V198H129V196L127 197V196H125V197H127L128 199L126 200H124L123 201V199L125 198H123L122 200H121V197H120V195H124V193H125V195L126 194H128V193H126V192H124L123 193V191L120 193V194H118L119 193V191L117 190V188H118V184H121V183H119V182H124L123 180L125 179V178H123V176L120 178V179H122L123 178V180L122 181H119V174L121 175V173H119V174H115V175H117V176H113V172H114V170H111V169H113V168H110V166H107L106 167V165H105V167H106V169L105 168H101V166H97ZM103 167V166H102ZM132 167V166H131ZM133 167H135V166H133ZM144 167H146V166H144ZM148 167V166H147ZM146 167V168H147ZM161 167V166H160ZM186 167V166H185ZM194 166H192V168H193ZM199 167V166H198ZM210 167V166H209ZM244 167V166H243ZM245 167H247V166H245ZM249 167H251V166H249ZM46 168H47V166H46ZM66 168H68V167H66ZM65 168V169H66ZM85 168V167H84ZM123 168V167H122ZM136 168V167H135ZM138 168H139V166H138ZM145 168V169H146ZM156 168V167H155ZM163 168V167H162ZM166 168H169V167H166ZM172 168V167H171ZM177 168V167H176ZM189 168H191V167H189ZM205 168V167H204ZM208 168V167H207ZM206 168V169H207ZM229 168V167H228ZM30 169V168H29ZM51 169H53V168H51ZM114 169L115 170H117L115 167H114ZM152 169V168H151ZM247 169V168H246ZM257 169V168H256ZM53 170H55V169H53ZM60 170V172L62 171V169L60 168L59 169ZM64 170V169H63ZM67 170V169H66ZM76 170V169H75ZM93 170V169H92ZM131 170V169H130ZM138 170V169H137ZM155 170V169H154ZM153 170V171H154ZM160 170V169H159ZM164 170V169H163ZM162 170V171H163ZM168 170V169H167ZM179 170V172H180V169H178ZM177 170V171H178ZM192 169H190V171H191ZM197 170V169H196ZM228 170V169H227ZM226 170V171H227ZM251 170V169H250ZM260 170V169H259ZM20 171V170H19ZM79 171V170H78ZM113 171V172H112ZM122 171V170H121ZM125 171V170H124ZM149 171H152V170H149ZM166 171V170H165ZM169 171V170H168ZM172 171H173V169H172ZM171 171V172H172ZM186 171V170H185ZM200 171V170H199ZM225 171V172H226ZM246 171H248V170H246ZM245 171V172H246ZM48 172V171H47ZM49 172H50V170H49ZM48 172V173H49ZM52 172V175H53V171H51ZM143 172V171H142ZM147 172H148V169H147ZM192 172H194V170L192 171ZM204 172V171H203ZM231 172H233V171H231ZM261 172V171H260ZM21 173V172H20ZM46 173V172H45ZM62 173V172H61ZM128 173V172H127ZM141 173V172H140ZM140 173H139V175H140ZM155 173V172H154ZM154 173H153V175H154ZM164 173V172H163ZM166 173H168V172H166ZM170 173V172H169ZM176 173V172H175ZM196 173V172H195ZM244 173V172H243ZM22 174V173H21ZM50 174V173H49ZM110 174L113 176V179H111V180H109L110 178H109V176H110ZM152 174V173H151ZM157 174V173H156ZM177 174V173H176ZM182 174V173H181ZM191 174V173H190ZM202 174V173H201ZM214 174H215V172H214ZM236 174V173H235ZM28 175V174H27ZM33 175V177L35 176L34 174H32ZM45 175H47V174H45ZM55 176L54 177H52V176H49V177H47L46 176V178H45V186H47V187H45L47 190L46 191H48V193H50V195L51 196H53V198L56 200V201H58V203H60V201H61V203H62V206H65V204L63 205V201L62 200H60V198H59V194L61 195L62 193H59L60 192V189H61V184H62V178L63 177H61V175L59 174V172H58V174L57 173H55L54 174ZM66 175V174H65ZM148 175H150V174H148ZM171 175H173L172 173H171ZM179 174H177V176H178ZM194 175H196L197 176V174H194ZM203 175V174H202ZM218 175V174H217ZM246 175V174H245ZM245 175H243V176H245ZM23 176H24V174H23ZM29 176L31 177V174H29ZM29 176H24L23 178H27V177H29ZM43 176V175H42ZM64 176V175H63ZM138 176V175H137ZM144 175H142V177H143ZM156 176V175H155ZM155 176H152V177H155ZM159 176V175H158ZM166 176V175H165ZM164 176V177H165ZM184 176H186V174H184ZM190 176V175H189ZM247 176V175H246ZM250 176V175H249ZM45 177V176H44ZM43 177V178H44ZM91 177H95L96 178V180H92V178ZM111 177V176H110ZM125 177V176H124ZM170 177H172V176H170ZM175 177V176H174ZM173 177V178H174ZM188 177V176H187ZM186 177V178H187ZM203 177H205V173H204V176ZM227 177H229V176H227ZM239 178H240V176H238ZM251 177V176H250ZM250 177H249V179H250ZM35 178V177H34ZM127 178V177H126ZM131 178V177H130ZM144 178V177H143ZM190 177H188V179H189ZM195 178V177H194ZM199 178V177H198ZM212 178H213V176H212ZM253 178V177H252ZM1 179V178H0ZM36 179V178H35ZM67 179V178H66ZM137 179H139L138 177H137ZM149 179V178H148ZM150 179H152V178H150ZM165 179V178H164ZM168 179V178H167ZM178 179V178H177ZM183 179H185V178H183ZM183 179H182V181H183ZM208 179V178H207ZM211 179V178H210ZM214 179V178H213ZM240 179H242V178H240ZM27 180V179H26ZM37 180V179H36ZM162 180H163V178H162ZM171 180V179H170ZM180 180V179H179ZM212 180V179H211ZM215 180H218V179H214V181ZM238 180V179H237ZM243 180V179H242ZM253 181H254V178L252 179ZM33 181V180H32ZM38 181V180H37ZM42 181V180H41ZM127 181H128V178H127ZM132 181V180H131ZM155 181V180H154ZM165 181H166V179H165ZM173 181V180H172ZM171 181V182H172ZM197 181V180H196ZM204 181V180H203ZM226 181V180H225ZM245 181H246V179H245ZM135 182V181H134ZM168 182H169V180H168ZM168 182H167V184H168ZM170 182V183H171ZM199 182V181H198ZM209 182V181H208ZM207 182V183H208ZM217 182V181H216ZM39 183V182H38ZM38 183H34V184H38ZM64 183V182H63ZM66 183H67V181H66ZM163 183H164V181H163ZM176 183H177V180H176ZM184 183V182H183ZM192 183V182H191ZM222 183V182H221ZM232 183V182H231ZM234 183V182H233ZM237 183V182H236ZM246 183V182H245ZM244 183V184H245ZM248 183V182H247ZM5 184V183H4ZM20 184V183H19ZM33 184V185H34ZM68 185H69V183H67ZM127 184V183H126ZM133 184H135V183H133ZM157 184H159V183H157ZM165 184V183H164ZM167 184H166V186H167ZM178 184V183H177ZM187 184V183H186ZM194 184V183H193ZM193 184H192V186H193ZM204 184V183H203ZM215 184V183H214ZM213 184V185H214ZM218 184H220V183H218ZM238 184V183H237ZM255 184H257V183H255ZM39 185H41V183H39ZM44 185V184H43ZM173 185V184H172ZM198 185V184H197ZM196 185V186H197ZM206 185V184H205ZM241 185V184H240ZM23 186V185H22ZM73 186V185H72ZM84 186V185H83ZM82 186V187H83ZM158 186V185H157ZM156 186V187H157ZM163 186V185H162ZM169 186V185H168ZM178 186V185H177ZM233 186V185H232ZM36 188H38L37 186H35ZM40 187V186H39ZM42 187V186H41ZM66 187V186H65ZM67 187H69V186H67ZM66 187V188H67ZM75 187V186H74ZM126 187H128V186H126ZM155 187V188H156ZM178 187H180V185L178 186ZM191 187V186H190ZM209 187V186H208ZM218 187H220V186H218ZM222 187V186H221ZM242 187V186H241ZM240 187V188H241ZM7 188H9V189H11L10 187H7ZM20 188V187H19ZM64 188V187H63ZM66 188H65V190H66ZM121 188H123V186L121 187ZM120 188V189H121ZM134 188V187H133ZM173 188H175V187H173ZM173 188H171V189H173ZM177 188V187H176ZM181 188V187H180ZM200 188V187H199ZM217 188V187H216ZM224 188V187H223ZM229 188V187H228ZM44 189V188H43ZM72 189H73V187H72ZM78 189V188H77ZM82 189H84V188H82ZM158 189V188H157ZM161 189V188H160ZM164 189H165V187H164ZM170 189V188H169ZM198 189V188H197ZM212 189V188H211ZM214 189V188H213ZM218 189V188H217ZM232 189V188H231ZM236 189H239V188H237L236 187ZM250 189H252V188H250ZM249 188H248V190H250ZM35 190V189H34ZM38 190H40V189H38ZM67 190H68V188H67ZM70 190H71V188H70ZM125 190V189H124ZM159 190V189H158ZM187 190V189H186ZM185 190V191H186ZM192 190V189H191ZM190 190V192H192ZM199 190V189H198ZM240 190V189H239ZM239 190H237V191H239ZM2 191V190H1ZM7 191V190H6ZM18 190H16V192H17ZM41 191H42V188H41ZM45 191V190H44ZM83 191V190H82ZM127 191V190H126ZM164 191V190H163ZM172 191V190H171ZM182 191H184V190H182ZM195 191H197L196 189H195ZM214 191V190H213ZM223 191V190H222ZM226 191V190H225ZM257 191V190H256ZM16 192L14 191V194H16ZM43 192V191H42ZM38 193L37 191H36V196H37V198H39L40 200H43V202H44V196L46 195L45 193H47V192H43V193ZM68 192V191H67ZM77 192V191H76ZM131 192V191H130ZM174 192H175V190H174ZM173 192V193H174ZM206 192V191H205ZM251 192V191H250ZM78 193H80L81 194V192L80 191H78ZM90 193V194H89ZM166 193V192H165ZM172 193V194H173ZM185 193V192H184ZM201 193V192H200ZM216 193V192H215ZM218 193V192H217ZM224 193V192H223ZM229 193V192H228ZM249 193V192H248ZM253 193H255V191L253 192ZM253 193H251V194H253ZM262 193V192H261ZM9 194H11V193H9ZM65 194H67V193H65ZM69 194V193H68ZM71 194V193H70ZM69 194V195H70ZM82 194H84L83 192H82ZM171 194V193H170ZM198 194V193H197ZM16 195H18V194H16ZM31 195V194H30ZM47 195H49V194H47ZM77 195V194H76ZM90 195V196H89ZM167 195V194H166ZM175 195V194H174ZM183 195V194H182ZM182 195H181V197H182ZM203 195V194H202ZM205 195V194H204ZM230 195V194H229ZM234 195V194H233ZM242 195V194H241ZM259 195V194H258ZM15 196V195H14ZM14 196H12L13 198H14ZM68 196V195H67ZM71 196V195H70ZM73 196H75V195H73ZM79 196V195H78ZM170 196V195H169ZM183 196H185V195H183ZM210 196V195H209ZM214 196V195H213ZM217 196V195H216ZM221 196V195H220ZM245 196V195H244ZM19 197H21V195H19ZM33 198L35 197V196H32ZM63 197V196H62ZM72 197V196H71ZM77 197V196H76ZM84 197V196H83ZM131 197V196H130ZM140 197V196H139ZM143 197H144V195H143ZM180 196H178V198H179ZM180 197V198H181ZM199 197H201V196H199ZM218 197V196H217ZM228 197V196H227ZM233 197V196H232ZM254 198L256 197V196H253ZM260 197V196H259ZM17 198V197H16ZM31 198V197H30ZM29 198V199H30ZM36 198V199H37ZM49 198H51V197H49L48 196V198H46V200L47 199H49ZM64 198V197H63ZM68 198V197H67ZM66 198V199H67ZM137 198V197H136ZM136 198H135V201H136ZM142 198V197H141ZM174 198H175V196H174ZM187 198V197H186ZM185 198V199H186ZM206 198V197H205ZM220 198V197H219ZM219 198H217V199H219ZM229 198V197H228ZM239 198V197H238ZM252 198V197H251ZM52 199V198H51ZM54 199H52V200H48V202L49 203H51V206L53 205V206H56L55 204V201H53ZM66 199H64V201H66ZM69 199H70V197H69ZM69 199H67V200H69ZM188 199V198H187ZM186 199V200H187ZM190 199V198H189ZM203 199V198H202ZM202 199H201V201H202ZM207 199V198H206ZM224 199V198H223ZM236 199V198H235ZM249 199V198H248ZM60 200V201H59ZM212 200V199H211ZM211 200H209L210 202H211ZM234 200V199H233ZM232 200V201H233ZM256 200V199H255ZM15 201V200H14ZM30 201V200H29ZM31 201H32V198H31ZM30 201V202H31ZM33 201H34V199H33ZM36 201V200H35ZM84 201V202H83ZM123 201V202H122ZM183 201H185V200H183ZM230 201V200H229ZM228 201V202H229ZM238 201V200H237ZM245 201V200H244ZM250 201H251V199H250ZM2 202V201H1ZM38 202V201H37ZM68 202V201H67ZM66 202V203H67ZM71 202V201H70ZM69 202V203H70ZM96 202L98 203L97 204V206H95L96 205ZM128 202H130V201H128ZM208 202V201H207ZM214 202V201H213ZM212 202V203H213ZM217 202V201H216ZM220 202V201H219ZM235 202H236V200H235ZM3 203V202H2ZM42 203V202H41ZM72 203V202H71ZM133 203V202H132ZM136 203V202H135ZM200 203V202H199ZM211 203V204H212ZM224 203H225V201H224ZM227 203V202H226ZM242 203V202H241ZM245 203V202H244ZM246 203H248V202H246ZM33 204H35V203H33ZM129 204V203H128ZM137 204V203H136ZM209 204V203H208ZM221 204V203H220ZM223 204V203H222ZM221 204V205H222ZM233 204V203H232ZM255 204V203H254ZM253 204V205H254ZM35 205H38V203H36ZM40 205V204H39ZM125 205V204H124ZM133 205V204H132ZM131 205V206H132ZM138 205H142V204H140L139 202H138ZM194 205V204H193ZM195 205H196V203H195ZM203 205H206L205 203L203 204ZM219 205V204H218ZM224 205V204H223ZM248 205V204H247ZM2 206V205H1ZM32 206V205H31ZM48 206V205H47ZM58 206V205H57ZM61 206V207H62ZM130 206V205H129ZM130 206V208H134V207H131ZM134 206V205H133ZM191 206V205H190ZM212 206H213V204H212ZM216 206V205H215ZM226 205H224V207H225ZM237 206V205H236ZM242 206V205H241ZM30 207V206H29ZM32 207H34V206H32ZM146 207V206H145ZM193 207V206H192ZM200 206H198V208H199ZM208 207V206H207ZM210 207V206H209ZM222 207V206H221ZM226 207H228V206H226ZM225 207V208H226ZM234 207V206H233ZM232 207V208H233ZM252 207V206H251ZM259 207V206H258ZM57 209L59 208V210H60V207H56ZM144 208V207H143ZM214 208V207H213ZM219 208V207H218ZM229 208V207H228ZM231 208V207H230ZM235 208V207H234ZM233 208V209H234ZM238 208V207H237ZM239 208H241V207H239ZM28 209V208H27ZM30 209V208H29ZM28 209V211L26 212V214H27V216L31 219V220H34L35 221V224H33V225H37L38 227H39V230H40V226L42 227V229H44V226H43V223L45 222L40 216H39V214H36L37 216H34L33 215V213H34V211L33 210H35L36 211V209H30L29 210ZM125 209V208H124ZM138 209H140V208H138ZM204 209H206V208H204ZM216 209H217V206H216ZM243 209H244V207H243ZM243 209L241 210V211H243ZM247 209V208H246ZM38 210V209H37ZM142 210V209H141ZM147 210V209H146ZM192 210V209H191ZM225 210V209H224ZM223 210V211H224ZM227 210V209H226ZM26 211V210H25ZM148 211H150L149 210V208H148ZM216 211V210H215ZM238 211V209H236V212ZM4 213H5V211H3ZM39 212V211H38ZM56 212V211H55ZM193 212L195 213V211L193 210ZM202 212V211H201ZM209 212H211V210L209 211ZM217 212V211H216ZM219 212V211H218ZM217 212V213H218ZM221 212V211H220ZM227 212V211H226ZM230 212V211H229ZM3 213V214H4ZM40 213V212H39ZM44 213V212H43ZM42 213V214H43ZM146 213H147V211H146ZM152 213V212H151ZM200 213V212H199ZM205 213H206V211H205ZM214 213V212H213ZM213 213H211V215L213 214ZM216 213V214H217ZM32 214V215H31ZM42 214H41V216H42ZM45 214H48V213H45ZM44 214V215H45ZM58 214V213H57ZM64 215H66L65 213H63ZM196 214V213H195ZM194 214V215H195ZM215 214V213H214ZM220 214V213H219ZM233 214V213H232ZM236 214V213H235ZM253 214V213H252ZM61 215V214H60ZM169 215V214H168ZM211 215H210V217H211ZM218 215V214H217ZM226 215V214H225ZM234 215V214H233ZM238 215V214H237ZM240 215V214H239ZM242 215V217H243V214H241ZM147 216H149V215H147ZM150 216H151V214H150ZM198 216V215H197ZM197 216H195V217H197ZM202 216H204L203 214H202ZM209 216V215H208ZM214 216V215H213ZM216 216V215H215ZM215 216H214V218H215ZM219 216H221V215H219ZM228 216V215H227ZM235 216V215H234ZM200 217V216H199ZM235 217H237V216H235ZM235 217H233V219L235 218ZM3 218V217H2ZM108 218H111V220H112V224L111 225H109V222L107 221V219ZM140 218V219H139ZM145 218V217H144ZM150 218V217H149ZM153 218H155L154 217V214H153ZM198 218V217H197ZM203 218H205V216L203 217ZM213 218V217H212ZM232 218V217H231ZM244 218H246V217H244ZM243 218V219H244ZM247 218H249L248 216H247ZM246 218V219H247ZM250 218H252V217H250ZM28 219V218H27ZM46 219V218H45ZM48 219V218H47ZM51 219H52V217H51ZM54 219V218H53ZM201 219V218H200ZM208 219H210V218H208ZM225 219V218H224ZM242 219V220H243ZM65 220V219H64ZM110 220V221H111ZM143 220V219H142ZM146 220V221H145ZM145 220H143L145 223H146V225L148 224L149 226L151 225V226H155V227H157L156 226V223L154 222V219H152V216H151V219H148V218H146ZM157 220V219H156ZM158 220H161V219H158ZM212 220V219H211ZM226 220V219H225ZM228 220V219H227ZM240 220V219H239ZM258 220V219H257ZM47 221V220H46ZM50 221V220H49ZM54 221V220H53ZM53 221L52 222H50L49 223V225L48 226H50V224H51V226H52V223H53ZM67 221V220H66ZM245 221L246 220H244V224H245ZM55 222V221H54ZM65 222V221H64ZM163 222V221H162ZM207 222V221H206ZM211 222V221H210ZM216 222V221H215ZM214 222V223H215ZM222 222V221H221ZM225 222V221H224ZM231 222H234V221H231ZM250 222V221H249ZM248 222V223H249ZM32 223H34V222H32ZM46 223V222H45ZM111 223V222H110ZM170 223V222H169ZM199 223H201V222H199ZM212 223V222H211ZM223 223V222H222ZM239 223V222H238ZM237 223V224H238ZM247 223V222H246ZM252 223H253V221H252ZM256 223V222H255ZM48 224V223H47ZM55 224H56V222H55ZM67 224H68V222H67ZM172 224V223H171ZM236 224V225H237ZM240 224V223H239ZM238 224V225H239ZM28 225V224H27ZM40 225V226H39ZM132 225V226H131ZM133 225L135 226V228L133 227ZM216 224H213V226H215ZM219 225V224H218ZM225 225V224H224ZM227 225V224H226ZM225 225V226H226ZM246 225V224H245ZM250 225V224H249ZM257 225H258V223H257ZM256 225V226H257ZM140 226H141V224H140ZM160 226H162V225H160ZM172 226V225H171ZM185 226V225H184ZM231 226V225H230ZM246 226H248V225H246ZM253 226V225H252ZM32 227H34V226H32ZM32 227H31V229H32ZM46 228H48L47 227V225L45 226ZM55 228H56V226H54ZM58 227V226H57ZM159 227V226H158ZM163 227V226H162ZM167 227H168V225H167ZM187 227V226H186ZM189 227H190V225H189ZM218 227V226H217ZM241 227V226H240ZM10 228V227H9ZM12 228V227H11ZM30 228V227H29ZM28 228V229H29ZM78 228H80V227H78ZM116 228H117V230H116ZM143 228V227H142ZM145 229H146V226L144 227ZM165 228H166V226H165ZM224 228V227H223ZM222 228V229H223ZM227 228V227H226ZM239 228V227H238ZM254 228V227H253ZM261 228V227H260ZM13 229V228H12ZM50 229H52V228H50ZM49 229V230H50ZM77 229V228H76ZM81 229V230H82ZM137 230V232L138 233H141V234H143L141 237L143 238L142 240L140 239V240H138L140 243H139V246H140V249H138L137 251H135L134 250V246H135V244H134V241H133V239H132V236H133V234H135V233H137L135 230ZM144 229V230H145ZM159 229H161L160 227L158 228V232H160L162 235H164L165 233H163L164 231V228H163V230H160L159 231ZM168 228H166V230H167ZM171 229V228H170ZM185 229V228H184ZM210 229V228H209ZM208 229V230H209ZM220 229H221V227H220ZM234 229V228H233ZM232 229V230H233ZM242 229V228H241ZM45 230V229H44ZM78 230V229H77ZM140 230H142L141 229V227H140ZM228 230V229H227ZM261 230V229H260ZM51 231V230H50ZM74 231V230H73ZM76 231V230H75ZM79 231V230H78ZM118 231L120 232V233H122V234H124L125 236H127V239H124V240H127L126 242H125V244H123L122 243V241H121V237L123 236H118ZM157 231V230H156ZM217 232H218V230H216ZM226 231V230H225ZM230 231V230H229ZM259 231V230H258ZM8 232V231H7ZM40 232H41V230H40ZM43 232H45V231H43ZM82 232V231H81ZM169 232H171V231H169ZM188 232H189V230H188ZM205 232H207V231H205ZM215 232V231H214ZM230 232H232V231H230ZM257 232V231H256ZM46 233V232H45ZM167 233H168V231H167ZM166 233V234H167ZM211 233V232H210ZM226 233H227V231H226ZM11 234V233H10ZM14 234V233H13ZM13 234H11V235H13ZM58 234V233H57ZM71 234V233H70ZM73 235L74 234H76V235H78V233H75V232H73L72 233ZM71 234V235H72ZM153 234V233H152ZM206 234V233H205ZM224 234V233H223ZM233 234H235L234 232H233ZM239 234V233H238ZM245 234H247V233H245ZM250 234H252V233H250ZM260 234V233H259ZM47 235V234H46ZM49 235V234H48ZM147 235H149V234H147ZM146 235V236H147ZM156 235L157 234H154V236L156 237ZM160 235V234H159ZM218 235V234H217ZM229 235V234H228ZM232 235V234H231ZM241 235V234H240ZM249 235V234H248ZM253 235V234H252ZM251 235V236H252ZM8 236V235H7ZM10 236V235H9ZM78 236V237H79ZM140 236V235H139ZM151 236V235H150ZM203 236H204V234H203ZM213 236V235H212ZM225 236H226V234H225ZM244 236H246V235H244ZM255 236V235H254ZM73 237V239L76 241V238H74V236H72ZM77 237V236H76ZM148 237V236H147ZM147 237H145L146 238V240H150V237H149V239H147ZM206 237V236H205ZM210 237V236H209ZM224 237V236H223ZM232 237V236H231ZM248 237V236H247ZM247 237H246V239H247ZM258 237V236H257ZM7 238V237H6ZM52 238V237H51ZM60 238V237H59ZM136 238H138V237H136ZM163 238L165 239V236H163ZM162 238V236H161V240L163 239ZM208 238V237H207ZM219 238V237H218ZM225 238H227V237H225ZM236 238V237H235ZM241 238V237H240ZM151 239H154V238H151ZM156 239H159V238H156ZM166 239H167V235H166ZM204 239V238H203ZM224 239V238H223ZM232 239V238H231ZM244 239V238H243ZM252 239H253V237H252ZM13 240H15V239H13ZM54 240V239H53ZM62 240V239H61ZM73 240V241H74ZM122 240H123V238H122ZM137 240V239H136ZM155 240V239H154ZM206 240V239H205ZM208 240V239H207ZM227 240V239H226ZM245 240V239H244ZM251 240V239H250ZM49 241H50V239H49ZM62 241V242H63ZM145 241V240H144ZM157 240H155L153 243H158V242H156ZM165 240H163V242H164ZM188 241V240H187ZM262 241V240H261ZM10 242V241H9ZM14 242H16V240L14 241ZM124 242V241H123ZM137 242V241H136ZM225 242V241H224ZM223 242V243H224ZM227 242V241H226ZM234 242H236V241H234ZM264 242V241H263ZM262 242V243H263ZM160 243H162V242H160ZM160 243H159V245H160ZM165 243H167V245H170V244H168V242L166 241ZM254 243V242H253ZM257 243H259L258 241H257ZM15 244V246H17V244L16 243H14ZM146 244V243H145ZM150 244L151 243H149V245L147 246V247H150ZM226 244V243H225ZM230 244V243H229ZM247 244V243H246ZM252 244V243H251ZM157 246V247H160V249H162L163 247L162 246ZM162 245V244H161ZM163 245H164V243H163ZM203 244H201V246H202ZM255 245V244H254ZM56 246V245H55ZM154 246V245H153ZM164 246H166V245H164ZM171 246V245H170ZM192 246H194V245H192ZM209 246V245H208ZM46 247V246H45ZM54 247V246H53ZM155 248H156V250H157V247H156V245L154 246ZM162 247V248H161ZM196 247V246H195ZM207 247V246H206ZM61 249H62V245H61V247H60ZM66 248V249H67ZM139 248V247H138ZM151 248H152V246H151ZM166 249L168 248L169 249V246L168 247H165ZM211 248V247H210ZM233 248V247H232ZM243 248H245V247H243ZM158 250V251H161V250ZM166 249H164V250H166ZM196 249V248H195ZM256 249V248H255ZM43 250V249H42ZM67 250V251H68ZM155 250V251H156ZM170 250H174V248L173 249H170ZM205 250V249H204ZM209 250V249H208ZM230 250V249H229ZM245 250H246V248H245ZM250 250V249H249ZM258 250V249H257ZM256 250V251H257ZM59 251V250H58ZM88 251V252H87ZM172 251H168V252H172ZM237 251V250H236ZM61 252H63V250H61ZM135 252V253H134ZM136 252H138V253H136ZM168 252H165V253H168ZM177 252V251H176ZM230 252V251H229ZM255 252V251H254ZM67 253V252H66ZM151 253H155V252H151ZM163 253V251L160 253V255ZM174 253V252H173ZM252 253V252H251ZM250 253V254H251ZM256 253V252H255ZM97 254V255H96ZM152 254V255H153ZM159 253H157V255H158ZM169 254V253H168ZM175 254H177V253H174L173 255H175ZM150 255V254H149ZM163 255H164V253H163ZM163 255H161L160 257H163ZM170 255H171V253H170ZM173 255H172V257H170V259L172 258L173 259ZM248 255V254H247ZM154 256V255H153ZM178 256V255H177ZM177 256H175V257H177ZM181 256V255H180ZM179 256V257H180ZM57 257V256H56ZM91 257V260H93V259H96V258H92V256H90ZM118 257V258H117ZM169 257V256H168ZM156 258V257H155ZM164 258V257H163ZM165 258H166V256H165ZM178 258V257H177ZM206 258V257H205ZM63 259V258H62ZM170 259H169V261H167V262H169V264H171L170 263ZM180 259H182V258H180ZM179 259V260H180ZM64 260V259H63ZM154 260V259H153ZM158 260V259H157ZM156 260V261H157ZM175 260H176V258H175ZM175 260H173V261H175ZM184 260V259H183ZM206 260V259H205ZM58 261V260H57ZM61 261V260H60ZM60 261H58L59 263H60ZM122 261V260H121ZM120 261V262H121ZM90 262H92V261H90ZM94 262H96V260H94ZM164 262V261H163ZM167 262H165V263H167ZM205 262V261H204ZM58 263V264H59ZM62 263V262H61ZM60 263V264H61ZM159 263V262H158ZM181 263H182V261H181ZM187 263V262H186ZM191 262L189 261V264H190ZM194 263V262H193ZM198 263V262H197ZM0 264H3L2 262H0ZM95 264V263H94ZM155 264V263H154ZM188 264V263H187ZM195 264V263H194Z\"/></svg>", "mask_w": 264, "mask_h": 264}, {"label": "flooded vegetation", "instance_id": "obj_3", "mask_svg": "<svg viewBox=\"0 0 264 264\" xmlns=\"http://www.w3.org/2000/svg\"><path fill=\"white\" fill-rule=\"evenodd\" d=\"M2 249H3L2 246H0V252L2 251Z\"/></svg>", "mask_w": 264, "mask_h": 264}]
</instances>
